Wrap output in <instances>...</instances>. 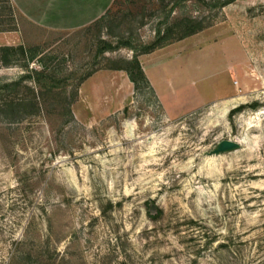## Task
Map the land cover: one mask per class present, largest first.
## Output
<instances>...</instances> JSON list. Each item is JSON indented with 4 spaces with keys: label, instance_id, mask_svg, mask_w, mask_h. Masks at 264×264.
<instances>
[{
    "label": "rangeland",
    "instance_id": "obj_1",
    "mask_svg": "<svg viewBox=\"0 0 264 264\" xmlns=\"http://www.w3.org/2000/svg\"><path fill=\"white\" fill-rule=\"evenodd\" d=\"M187 17L206 29L140 56L150 86L110 69ZM0 22L68 86L0 67V264H264V0H116L70 31L0 0Z\"/></svg>",
    "mask_w": 264,
    "mask_h": 264
},
{
    "label": "trees",
    "instance_id": "obj_2",
    "mask_svg": "<svg viewBox=\"0 0 264 264\" xmlns=\"http://www.w3.org/2000/svg\"><path fill=\"white\" fill-rule=\"evenodd\" d=\"M6 1L12 6V8H14L11 0ZM200 1L204 2L212 9H218L234 3L236 0H211V2H209L208 4L205 0ZM173 11L174 10H172V12ZM206 27L207 26L202 20L188 17L176 19L173 23H163L156 29V37L151 43L135 46L130 41H122L117 48H129L134 51V56L132 59H120L114 62L113 66L110 67V69L113 71L126 72L129 80L134 84V87L136 89H139L142 83L150 86V81L144 71L142 63L140 61V56L151 54L157 49L163 48L175 41H181L183 39L196 35L206 29ZM16 30V25H14L13 28L0 29V32H11ZM113 49L114 47L112 46V44H108L106 45L105 51ZM45 52L46 51H44L40 47H27L25 45L0 46V67L8 68L13 66H20L24 69V71H26V74L21 76V78H19L17 81L5 83L2 86V89L15 90L16 88L21 86L23 82L30 81L43 89V92H40V95L55 94L59 97H66L68 93V86L65 82H63V84H60L57 76L58 72L51 69L49 66V63L54 60V57L47 55ZM34 63L38 64L41 69L31 68L32 64ZM84 79L85 78L82 76L79 78L80 82L75 88L73 95L74 98L78 97L79 87L81 81H83ZM29 90L31 89L29 88ZM34 92L35 91L32 90V93ZM34 99L35 100L34 102H32V106H37V108L40 109L41 102L38 101V97H34ZM240 110L241 108L236 111ZM68 111L69 113L71 112L70 103Z\"/></svg>",
    "mask_w": 264,
    "mask_h": 264
},
{
    "label": "crops",
    "instance_id": "obj_3",
    "mask_svg": "<svg viewBox=\"0 0 264 264\" xmlns=\"http://www.w3.org/2000/svg\"><path fill=\"white\" fill-rule=\"evenodd\" d=\"M21 17L29 24L52 30L70 31L100 20L116 0H11ZM0 46L25 45L22 30L0 32Z\"/></svg>",
    "mask_w": 264,
    "mask_h": 264
},
{
    "label": "water",
    "instance_id": "obj_4",
    "mask_svg": "<svg viewBox=\"0 0 264 264\" xmlns=\"http://www.w3.org/2000/svg\"><path fill=\"white\" fill-rule=\"evenodd\" d=\"M240 148V144L231 140L221 142L214 151V154L234 151Z\"/></svg>",
    "mask_w": 264,
    "mask_h": 264
},
{
    "label": "bare ground",
    "instance_id": "obj_5",
    "mask_svg": "<svg viewBox=\"0 0 264 264\" xmlns=\"http://www.w3.org/2000/svg\"><path fill=\"white\" fill-rule=\"evenodd\" d=\"M230 103V102H229ZM231 104V103H230ZM233 104V103H232ZM227 106V105H226ZM228 107V106H227Z\"/></svg>",
    "mask_w": 264,
    "mask_h": 264
}]
</instances>
